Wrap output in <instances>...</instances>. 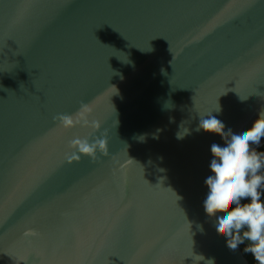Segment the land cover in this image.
Wrapping results in <instances>:
<instances>
[{
	"label": "water",
	"instance_id": "water-1",
	"mask_svg": "<svg viewBox=\"0 0 264 264\" xmlns=\"http://www.w3.org/2000/svg\"><path fill=\"white\" fill-rule=\"evenodd\" d=\"M260 113L264 0H0V264H251L204 210L229 136L197 129Z\"/></svg>",
	"mask_w": 264,
	"mask_h": 264
},
{
	"label": "clouds",
	"instance_id": "clouds-1",
	"mask_svg": "<svg viewBox=\"0 0 264 264\" xmlns=\"http://www.w3.org/2000/svg\"><path fill=\"white\" fill-rule=\"evenodd\" d=\"M170 50V49H169ZM220 111V107L216 109ZM90 109L83 105L76 114H59L54 119L61 126L71 128L78 124L88 125ZM201 118L199 129L225 137V146L213 143L210 163L212 175L205 184L208 188L204 210L209 217L216 218V231L227 238V246L236 251L245 245L244 252L250 253L255 264H264V152L256 147L264 140V114L245 131L239 134L224 132L225 125L211 114ZM93 126H97L93 122ZM179 136V135H178ZM77 152L95 155L97 149L106 150L105 140L90 142L87 138H75L69 142ZM78 158V157H77ZM224 213V215H217ZM204 260L203 255L197 254ZM206 264H214L209 258Z\"/></svg>",
	"mask_w": 264,
	"mask_h": 264
},
{
	"label": "trees",
	"instance_id": "trees-1",
	"mask_svg": "<svg viewBox=\"0 0 264 264\" xmlns=\"http://www.w3.org/2000/svg\"><path fill=\"white\" fill-rule=\"evenodd\" d=\"M258 152H264V145L261 146L259 149H258ZM262 199H264V193H262ZM242 249H244L245 245H241ZM244 251V250H243ZM245 253V252H244ZM245 255L248 257V259L250 260L251 264H255V261L253 259V257L251 256L250 253H245Z\"/></svg>",
	"mask_w": 264,
	"mask_h": 264
}]
</instances>
